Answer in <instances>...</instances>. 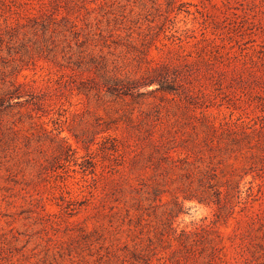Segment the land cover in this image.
<instances>
[{"label":"rangeland","instance_id":"obj_1","mask_svg":"<svg viewBox=\"0 0 264 264\" xmlns=\"http://www.w3.org/2000/svg\"><path fill=\"white\" fill-rule=\"evenodd\" d=\"M38 3L43 26L62 29L66 16L74 31H41ZM0 28V87L15 78L27 90L0 118V264H161L172 250L181 258V230L198 232L182 262L221 239L223 264H264V221L240 244L245 262L227 238L245 220L202 231L214 204L177 209L175 184L149 197L150 168H130L147 117L176 138L191 124L242 128L217 170L243 176L236 211L264 214V0H0ZM101 64L134 77L165 64L174 90L110 95ZM61 139L75 152L58 160Z\"/></svg>","mask_w":264,"mask_h":264},{"label":"trees","instance_id":"obj_2","mask_svg":"<svg viewBox=\"0 0 264 264\" xmlns=\"http://www.w3.org/2000/svg\"><path fill=\"white\" fill-rule=\"evenodd\" d=\"M36 8L41 18L39 24L43 26L45 16L47 15L46 5L38 3ZM28 18L34 19L36 17L28 16ZM63 18L65 19V24L62 29H50L46 25L42 27L41 31H74L73 27L75 25L71 21H68L66 16H63ZM33 31L38 30L34 28ZM104 64L100 65V70L102 71H100L99 76L102 79L103 87H105L103 90L110 95H117L119 97L130 95L135 99L143 95L155 93L156 91L173 92L174 90V88L168 86V75L164 73H167L166 70L169 67L165 64H161L160 68L154 67L152 73L143 74L140 77H134L129 73H121L116 70H109ZM151 84H157V87L140 91V89L146 88ZM25 89L24 84L18 83L15 81V78L10 80L8 85L0 87V118L5 108L21 104L19 99L26 95L27 90ZM14 99L17 100L13 101L15 104L12 103ZM37 105L39 106L40 103ZM139 112L141 113L142 110H139ZM158 122H160L159 118H146V145L135 149L134 154L130 157V168L138 166L140 168L148 167L151 170L150 182L146 180L141 181L144 187L143 192L149 194V197L157 196L163 192L162 189L160 190V187L166 186L171 181L175 184L174 192H177L173 200L175 208L178 209L184 200L196 201L205 205L214 204V219L209 223L201 225L199 229L202 231H209L212 227L211 224H215L216 222L223 221V223H226L231 216L237 223L245 220L246 233H238L234 230L231 236H227V238L232 242L235 253L242 259H245L246 262L248 257H245V249L240 244H250V240L246 236H250V232L256 222L264 221V214L254 211L247 212L245 207H241V209L236 211L234 208L235 202L248 203L247 200L243 202L239 200L234 201V194L240 195V180H242L243 176L233 172L229 176L225 174L219 176L217 170V165L228 158L231 153L240 151L242 140L239 136L241 134L246 135V130L234 126L229 127L225 123H220L218 126H215L213 123L207 125L203 123L200 125L191 124L192 129L190 132L184 131L181 133L182 135L186 134L187 137L176 138L173 135V133H177L176 131L173 132L168 127L160 128ZM202 126L214 131L215 135H210ZM145 147H147L146 152L144 151ZM55 149L57 152L56 159L58 160L65 159L70 155V151L72 153L75 152L62 139L59 140ZM178 193H180L181 201L178 200ZM172 210V207L168 209L169 214ZM235 213L237 214L236 216L234 215ZM197 233L196 231L181 230L176 237L180 247L179 251L183 250L181 258L176 250H172L170 253L161 255L157 259H161V264H223L220 253L223 251L224 245L221 244V239L217 243L213 239H207L205 245H203V250L201 249L195 255L194 263L181 261L183 258H185V261L188 258L184 252L190 253L192 251L193 253L191 248L196 244L195 236ZM139 249L146 256L149 254L154 255L158 252L155 248L143 250L142 247H139ZM148 263V261H145V264Z\"/></svg>","mask_w":264,"mask_h":264}]
</instances>
